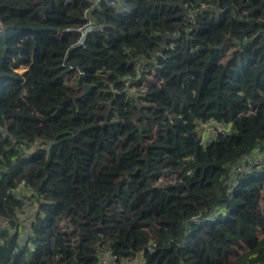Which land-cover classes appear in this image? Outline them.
<instances>
[{
	"label": "trees",
	"instance_id": "obj_1",
	"mask_svg": "<svg viewBox=\"0 0 264 264\" xmlns=\"http://www.w3.org/2000/svg\"><path fill=\"white\" fill-rule=\"evenodd\" d=\"M0 25V264H264V168L228 181L264 154V0H0Z\"/></svg>",
	"mask_w": 264,
	"mask_h": 264
},
{
	"label": "built area",
	"instance_id": "obj_2",
	"mask_svg": "<svg viewBox=\"0 0 264 264\" xmlns=\"http://www.w3.org/2000/svg\"><path fill=\"white\" fill-rule=\"evenodd\" d=\"M96 1L97 0H94V2H96ZM124 9H126V8L125 7L122 8V11ZM0 27H2V25H0ZM93 29H95V26L91 20L88 21L82 27L77 28V30L80 31L81 35H80L79 39L75 42L74 45H78V46L82 45L84 43V39H85L86 35ZM201 126L205 127V126H209V124H201ZM211 126L213 127V125H211ZM227 128L228 127L223 125L222 123L215 126L214 135L216 134V131L222 132V131L226 130ZM208 133H209V131H208ZM11 141H13V140H11ZM33 151H34V149L31 151H27V154L30 155L31 152H33ZM262 167H264V156L261 153L251 152V153L245 154L240 159H238V161L235 164L232 165L231 173L229 175L228 181L230 184H232V188H233V186L237 182V179H235L236 175H238L240 173H248V171L253 172L255 170H261ZM16 192L18 194H20L22 191H21V189H16ZM28 203H30V200ZM27 206H28L27 200H25L24 205L22 206V210H21L22 214L20 213L21 215L24 214ZM223 211H225V210H222L220 208H216L214 211H212L208 214H204L202 216H194V217L190 218L189 221L187 222V224H188V226L190 224L204 225L205 223L213 222L215 220V218ZM0 242H2L1 238H0ZM126 261H127L126 259L119 258L112 250L109 249V250H105L104 252L100 253L98 264H145L143 258H141L140 255H138L134 259L130 260V262H126Z\"/></svg>",
	"mask_w": 264,
	"mask_h": 264
},
{
	"label": "rangeland",
	"instance_id": "obj_3",
	"mask_svg": "<svg viewBox=\"0 0 264 264\" xmlns=\"http://www.w3.org/2000/svg\"><path fill=\"white\" fill-rule=\"evenodd\" d=\"M228 55H229L228 52H226V53L224 54V60L227 59ZM17 69H18L17 71H19V72H22V71H23V68H21V67H20V68H17ZM202 127H203V126H201V128H200V133H202V130H203L204 128H205V130H206L207 132L209 131V133H206V137H208V136L210 137V135H212V134L215 133V129H214L215 126L212 127L211 125H209V126H205V127H203V128H202ZM262 168H264V167H262ZM262 168H261V169H262ZM249 170H250V169H249ZM248 173H250V171H248ZM259 235H260V234H259ZM242 250H243V249H240L239 252H241ZM233 257H235V255H232V258H233Z\"/></svg>",
	"mask_w": 264,
	"mask_h": 264
},
{
	"label": "crops",
	"instance_id": "obj_4",
	"mask_svg": "<svg viewBox=\"0 0 264 264\" xmlns=\"http://www.w3.org/2000/svg\"><path fill=\"white\" fill-rule=\"evenodd\" d=\"M263 156H264V154L263 153H261Z\"/></svg>",
	"mask_w": 264,
	"mask_h": 264
},
{
	"label": "water",
	"instance_id": "obj_5",
	"mask_svg": "<svg viewBox=\"0 0 264 264\" xmlns=\"http://www.w3.org/2000/svg\"><path fill=\"white\" fill-rule=\"evenodd\" d=\"M85 90H87V88H85Z\"/></svg>",
	"mask_w": 264,
	"mask_h": 264
}]
</instances>
